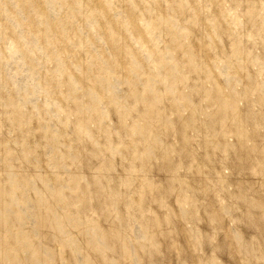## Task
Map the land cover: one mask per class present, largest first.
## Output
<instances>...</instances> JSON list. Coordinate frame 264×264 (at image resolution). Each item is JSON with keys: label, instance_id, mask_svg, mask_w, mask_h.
I'll return each mask as SVG.
<instances>
[{"label": "rangeland", "instance_id": "rangeland-1", "mask_svg": "<svg viewBox=\"0 0 264 264\" xmlns=\"http://www.w3.org/2000/svg\"><path fill=\"white\" fill-rule=\"evenodd\" d=\"M0 264H264V0H0Z\"/></svg>", "mask_w": 264, "mask_h": 264}]
</instances>
